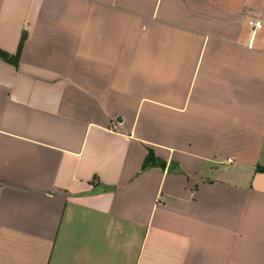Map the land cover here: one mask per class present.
I'll return each instance as SVG.
<instances>
[{
	"label": "crops",
	"instance_id": "crops-1",
	"mask_svg": "<svg viewBox=\"0 0 264 264\" xmlns=\"http://www.w3.org/2000/svg\"><path fill=\"white\" fill-rule=\"evenodd\" d=\"M24 34L0 264H264V0H0Z\"/></svg>",
	"mask_w": 264,
	"mask_h": 264
},
{
	"label": "trees",
	"instance_id": "trees-1",
	"mask_svg": "<svg viewBox=\"0 0 264 264\" xmlns=\"http://www.w3.org/2000/svg\"><path fill=\"white\" fill-rule=\"evenodd\" d=\"M25 39H26V36L24 34L22 36V40L20 42V46H19L18 52L16 54L12 55V54H9V53L0 49V57L4 58L7 61L14 62L15 64H18V61H19V58H20V55H21V52H22V49L24 46ZM152 161H153V153L150 152L148 155V158L146 160V164L144 166V169H146L150 164H152Z\"/></svg>",
	"mask_w": 264,
	"mask_h": 264
},
{
	"label": "built area",
	"instance_id": "built-area-1",
	"mask_svg": "<svg viewBox=\"0 0 264 264\" xmlns=\"http://www.w3.org/2000/svg\"><path fill=\"white\" fill-rule=\"evenodd\" d=\"M249 25H251L253 28L258 29L262 27V21L260 20H250Z\"/></svg>",
	"mask_w": 264,
	"mask_h": 264
}]
</instances>
